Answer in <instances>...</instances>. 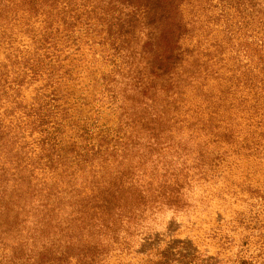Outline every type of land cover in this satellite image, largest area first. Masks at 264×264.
Listing matches in <instances>:
<instances>
[{
	"label": "trees",
	"instance_id": "obj_1",
	"mask_svg": "<svg viewBox=\"0 0 264 264\" xmlns=\"http://www.w3.org/2000/svg\"><path fill=\"white\" fill-rule=\"evenodd\" d=\"M185 1L0 0V264H106L147 210L180 204L188 167L169 133L182 131L181 97L225 103L264 75V0H218L222 13L233 1L237 22L225 47L205 48L185 45L198 37ZM105 108L114 124L100 123ZM156 161L161 174H147Z\"/></svg>",
	"mask_w": 264,
	"mask_h": 264
},
{
	"label": "rangeland",
	"instance_id": "obj_2",
	"mask_svg": "<svg viewBox=\"0 0 264 264\" xmlns=\"http://www.w3.org/2000/svg\"><path fill=\"white\" fill-rule=\"evenodd\" d=\"M227 3L231 5H226V11L222 13V6L216 7L218 0H186L180 6V13L185 22L196 17L198 37H192L185 45L200 44L205 48L221 44L225 47L226 29L237 22L233 1ZM37 27L34 35L41 30ZM59 27L61 32L62 26ZM23 41L28 46L32 42L28 37ZM87 41L91 43L93 40ZM88 48L84 46L80 51V60L85 64L93 59ZM91 49L94 52L97 47ZM229 53L233 54L234 50L224 49L225 58ZM249 53H252L250 60L253 63L259 60L252 51ZM97 55L99 58L98 52ZM238 65V61H228L223 78L232 79V70ZM97 66L101 73H107V67H102L101 63ZM81 71L83 79L90 78ZM262 81L264 75L260 74L253 90L240 86L234 94L228 95L229 100L225 103L215 100L213 104L196 93L181 97L188 103V107L180 109L183 124L176 126L182 131L169 133V136L173 144L171 153L183 154L188 167L181 175L182 180L187 176L183 198L177 206H155L158 211L152 214L147 210L148 218H144L143 223L138 222V236H122L126 240L122 247L110 245L106 264H264ZM85 84H88L87 80ZM207 85L213 86L211 92L214 91L215 97L220 96L218 81L211 80ZM91 92L86 93L87 101L93 98L95 92ZM99 117L101 124L117 121L116 115L110 114L106 108L100 109ZM215 125H218L217 129L213 128ZM199 157L203 166L197 165ZM169 160L171 157L165 161ZM159 163L149 164L147 174L155 166L159 168L154 173L161 174L162 164ZM198 171L202 173L197 175Z\"/></svg>",
	"mask_w": 264,
	"mask_h": 264
}]
</instances>
